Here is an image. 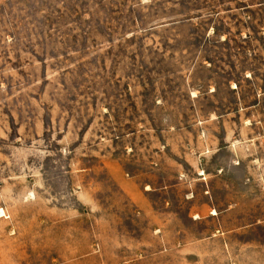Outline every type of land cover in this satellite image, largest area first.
<instances>
[{"label":"rangeland","instance_id":"obj_1","mask_svg":"<svg viewBox=\"0 0 264 264\" xmlns=\"http://www.w3.org/2000/svg\"><path fill=\"white\" fill-rule=\"evenodd\" d=\"M0 264H264V0H0Z\"/></svg>","mask_w":264,"mask_h":264}]
</instances>
